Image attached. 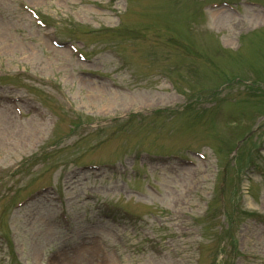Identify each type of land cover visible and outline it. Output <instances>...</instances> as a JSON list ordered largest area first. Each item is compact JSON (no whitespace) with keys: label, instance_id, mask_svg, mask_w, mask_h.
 Here are the masks:
<instances>
[{"label":"rangeland","instance_id":"rangeland-1","mask_svg":"<svg viewBox=\"0 0 264 264\" xmlns=\"http://www.w3.org/2000/svg\"><path fill=\"white\" fill-rule=\"evenodd\" d=\"M28 1L57 27L61 41L82 44L93 63L50 43L18 0H0L3 81L28 88L61 117L52 131L35 115L20 120L0 111V231H10L0 246V264H53L65 256L71 260L67 264H98L101 258L106 264H264V221L244 212L264 215V21L262 26L254 22L263 19L260 10L197 12L196 0L185 1L188 6L184 0H127V11L126 0ZM108 25L120 30L105 31ZM108 44L124 61L105 50ZM81 69L123 78L129 90ZM162 77L188 102L174 98ZM177 104L160 114L121 119L140 106ZM72 106L86 120L122 121L106 129L117 130L104 144L89 142L88 129L81 126L73 139L58 138L53 146L55 133L70 130ZM235 143L241 172L262 145L242 173L232 167L233 155L227 158ZM207 146L227 160L225 176L224 163L216 166L215 152ZM189 148L209 153L211 160L185 165L170 155L193 156ZM139 150L164 156L151 160ZM109 160L124 166L78 168ZM134 166L145 174H128ZM45 183L65 190L69 226L57 216V202L14 209V201ZM222 184L226 206L220 201Z\"/></svg>","mask_w":264,"mask_h":264},{"label":"bare ground","instance_id":"bare-ground-1","mask_svg":"<svg viewBox=\"0 0 264 264\" xmlns=\"http://www.w3.org/2000/svg\"><path fill=\"white\" fill-rule=\"evenodd\" d=\"M215 14H221V13H223V14H228L227 13V11L225 10V9H213L212 10ZM226 41V40H225ZM226 42H229V39H227V41ZM96 87H98V86H96ZM90 248L89 247H84L83 249H82V251H83V253L85 252H88V250H89ZM69 262H71V260H69L68 258H66V256L65 257H60V258H54V262H53V264H67V263H69ZM98 264H106V260L104 259V258H101V259H99L98 260Z\"/></svg>","mask_w":264,"mask_h":264}]
</instances>
